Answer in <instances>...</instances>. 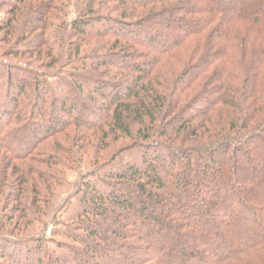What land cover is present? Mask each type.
<instances>
[{"label": "trees", "instance_id": "trees-1", "mask_svg": "<svg viewBox=\"0 0 264 264\" xmlns=\"http://www.w3.org/2000/svg\"><path fill=\"white\" fill-rule=\"evenodd\" d=\"M6 6L0 264H264V0Z\"/></svg>", "mask_w": 264, "mask_h": 264}, {"label": "rangeland", "instance_id": "rangeland-1", "mask_svg": "<svg viewBox=\"0 0 264 264\" xmlns=\"http://www.w3.org/2000/svg\"><path fill=\"white\" fill-rule=\"evenodd\" d=\"M5 1L8 2L9 0H5ZM31 13L29 11V12H26L25 15H22L19 18H16V17L14 18V17H12V7L11 6H6V7L0 8V56H3V54L5 53L6 50L13 49L14 45H16V43L19 42V37L21 35H20V33H16V31L18 29L20 30V28H22L23 24L29 20V19H27V17L32 18ZM75 16H76L75 10L71 8L68 18L72 19ZM6 25H11V27L14 29V33L10 34V36H8V33H10V32H9L8 28L6 27ZM16 27H18V28H16ZM19 30L17 32H19ZM24 48H26V49L30 48V47H28V41L22 42L21 46L19 44L18 49L23 50ZM42 51H44V49H42ZM43 56H44V53H43ZM38 57L41 58L42 56L37 51V52H34L31 56H26L23 59H17V60L12 59L11 60V58H5L4 61L6 63H11V64L16 65V66L21 65L23 67H28L27 63L32 62L35 67H40L41 63H42L41 62L42 59L40 61ZM21 62H24L26 64H23ZM90 151L92 152L93 150H90ZM7 172L11 173V170L8 169ZM76 177H77L76 173L75 174L73 173L69 176V180L71 182H73L74 180H76ZM71 192H72V190H71ZM65 195L66 194H63L62 198ZM10 205H13V203L10 202ZM73 205H74V202L69 207V209H71Z\"/></svg>", "mask_w": 264, "mask_h": 264}]
</instances>
